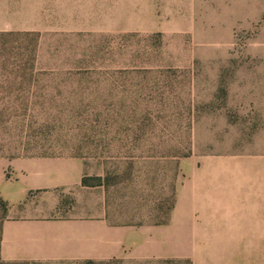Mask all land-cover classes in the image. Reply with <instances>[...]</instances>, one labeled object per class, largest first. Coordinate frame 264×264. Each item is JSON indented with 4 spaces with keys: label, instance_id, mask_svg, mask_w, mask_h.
<instances>
[{
    "label": "rangeland",
    "instance_id": "obj_1",
    "mask_svg": "<svg viewBox=\"0 0 264 264\" xmlns=\"http://www.w3.org/2000/svg\"><path fill=\"white\" fill-rule=\"evenodd\" d=\"M0 28V157L101 180L37 217L166 222L179 250L0 264H264V0H0Z\"/></svg>",
    "mask_w": 264,
    "mask_h": 264
},
{
    "label": "crops",
    "instance_id": "obj_2",
    "mask_svg": "<svg viewBox=\"0 0 264 264\" xmlns=\"http://www.w3.org/2000/svg\"><path fill=\"white\" fill-rule=\"evenodd\" d=\"M83 171V163L72 158L0 157V199L8 209L0 227V261L102 262L178 257L175 244L167 245V241L176 239L175 225L115 226L106 219L104 209L88 218L37 217L47 208L56 210L62 194L74 197L71 190L81 186ZM36 193L50 197L44 210L31 202L24 206Z\"/></svg>",
    "mask_w": 264,
    "mask_h": 264
},
{
    "label": "trees",
    "instance_id": "obj_3",
    "mask_svg": "<svg viewBox=\"0 0 264 264\" xmlns=\"http://www.w3.org/2000/svg\"><path fill=\"white\" fill-rule=\"evenodd\" d=\"M90 181H93L94 183H90ZM101 180L100 178H89V177H85L83 176L82 180H81V186L82 187H96V186H101ZM0 204L2 205V207L5 209L7 208L6 204L0 199ZM3 220L0 221V227H1V223ZM166 224V222H162L159 224H155V226H164ZM89 262H94V261H89Z\"/></svg>",
    "mask_w": 264,
    "mask_h": 264
}]
</instances>
